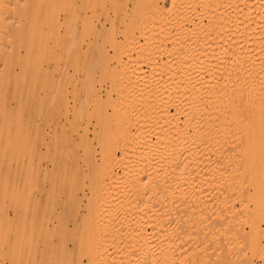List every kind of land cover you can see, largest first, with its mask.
<instances>
[{
    "label": "bare ground",
    "instance_id": "obj_1",
    "mask_svg": "<svg viewBox=\"0 0 264 264\" xmlns=\"http://www.w3.org/2000/svg\"><path fill=\"white\" fill-rule=\"evenodd\" d=\"M127 16L88 43L114 46L115 81H48L34 145L23 91L0 85V264H229L234 249L246 258L230 264H264V201L247 187L251 156L264 173V0H137ZM39 55L21 56L29 79ZM100 169L110 179L86 185Z\"/></svg>",
    "mask_w": 264,
    "mask_h": 264
},
{
    "label": "rangeland",
    "instance_id": "obj_2",
    "mask_svg": "<svg viewBox=\"0 0 264 264\" xmlns=\"http://www.w3.org/2000/svg\"><path fill=\"white\" fill-rule=\"evenodd\" d=\"M136 2L137 0H93L92 2L87 0H5V6H2L5 8H0V21L2 20L7 25L6 28L0 26V33L4 37L0 39V64L2 65L4 61H7L10 67L7 74L10 75L6 78L5 83L0 85H3L1 89L8 93L14 91L15 88L23 91L20 98H23L26 102L28 109L22 113L21 117L24 121L30 123L26 126V130L31 136L32 145L36 143L34 134L37 128L36 119H38L35 107L39 98L44 95L45 85L48 81H63L67 78L79 79L80 81L93 76L92 82L98 90L109 87L111 81H115L110 75L108 76L105 69L106 64H109L115 72L121 67L118 59L114 56V46L108 43L104 46H89L88 43L100 36L104 29L129 28L127 15L132 12ZM21 24L27 28L39 29L31 35L25 36L19 32L20 30L14 29L19 28ZM70 36H74L75 39L67 42L66 39ZM121 38L120 36L119 39ZM36 47L40 49V55L37 61L32 59L28 63H37L40 72L37 78L32 80L25 74V68L21 65V56ZM3 67L0 66V72ZM71 89L72 86L70 85L66 102L70 101L72 105L74 92ZM101 93L103 95L104 91ZM10 103L14 106L16 100L10 99ZM0 148H2L1 145ZM95 154L100 158L101 152L99 148L95 150ZM255 161L254 156H251L248 160L250 169L248 174L250 183L248 182L247 184L249 198L251 201L255 199L264 201V173H258L253 169ZM115 172L122 173V171L117 169H115ZM109 179L107 172L104 169H100L91 171L84 182L88 185L91 180L108 181ZM31 181L37 187L43 184L45 180L41 176L36 175ZM73 182L82 184L83 179L75 177ZM14 185L19 186L16 181ZM12 205L13 203L10 202L6 206V212L13 219V222L17 223L19 216L15 213ZM82 208H85V206ZM27 218L25 225L34 227L29 217ZM64 221L67 230L70 232L79 230L80 222L76 218H68L64 219ZM249 229L250 224H246L244 230L248 231ZM262 230L264 231V224ZM248 234L249 236H247ZM248 237H251L250 232H246L245 235V242L249 244L251 240ZM70 248H74L72 243H70ZM222 250L220 252L223 254ZM247 250V255H251L249 248ZM235 251L234 249L231 254H227L224 251L225 254L230 255L226 256L223 254L228 258L225 261L229 262V264V259H233L237 254L239 255L236 256L237 258L242 257L246 252V250L241 252L243 253L241 255V253H236ZM214 256L216 258L219 257L217 252ZM214 256H211L212 261L215 259ZM244 257L246 258V256L242 258ZM249 257L247 256L248 259ZM242 258H239L240 261L235 258L233 260L238 263L244 260ZM216 260L221 261L223 259L217 258L214 261L217 262ZM252 262L263 264L255 256Z\"/></svg>",
    "mask_w": 264,
    "mask_h": 264
}]
</instances>
